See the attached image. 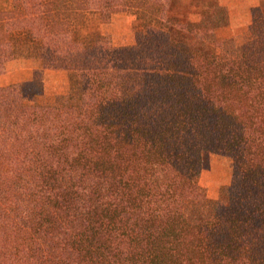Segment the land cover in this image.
Listing matches in <instances>:
<instances>
[{
    "label": "trees",
    "instance_id": "1",
    "mask_svg": "<svg viewBox=\"0 0 264 264\" xmlns=\"http://www.w3.org/2000/svg\"><path fill=\"white\" fill-rule=\"evenodd\" d=\"M178 3L0 11V76L35 57L75 73L82 95L36 106L0 86V264H264V0L239 44L218 39L216 0H189L194 24L169 15ZM130 9L140 30L117 48L98 26ZM203 152L232 167L216 199L199 184Z\"/></svg>",
    "mask_w": 264,
    "mask_h": 264
},
{
    "label": "rangeland",
    "instance_id": "2",
    "mask_svg": "<svg viewBox=\"0 0 264 264\" xmlns=\"http://www.w3.org/2000/svg\"><path fill=\"white\" fill-rule=\"evenodd\" d=\"M188 2L189 0H179L178 5L171 7L169 15L177 17L182 22L197 23L199 8L188 6ZM216 2L218 3L217 0ZM11 7L12 0H0V11L9 10ZM140 22L138 13L130 9L115 15L109 24L98 26V29L110 37L115 47L125 48L135 43ZM94 25L97 23L91 22L90 26ZM226 26L227 22L221 24L216 30L217 35L219 34L218 39L239 44L245 38L246 31L240 32L237 37L223 38L222 34ZM183 36L187 41L193 42L188 35L183 34ZM177 39L181 40V37ZM9 78L19 83L25 101L29 105L78 106L81 103V83L77 75L68 71L45 70L38 58L23 56L10 61L6 65L4 74L0 76V81L9 82ZM231 178L232 167L226 158L210 152L202 153V173L199 184L209 199H216L221 187L228 185Z\"/></svg>",
    "mask_w": 264,
    "mask_h": 264
},
{
    "label": "crops",
    "instance_id": "3",
    "mask_svg": "<svg viewBox=\"0 0 264 264\" xmlns=\"http://www.w3.org/2000/svg\"><path fill=\"white\" fill-rule=\"evenodd\" d=\"M218 4L226 9L227 26L224 27L223 38L237 37L239 33L245 32L250 22V8L255 5L258 0H217ZM227 29V32H225ZM218 31L216 32L217 35ZM219 35V34H218ZM217 35V37H218ZM220 37V36H219ZM46 70V69H45ZM50 72V71H46ZM10 77V76H9ZM14 83L9 78V82H1L0 86H8Z\"/></svg>",
    "mask_w": 264,
    "mask_h": 264
}]
</instances>
